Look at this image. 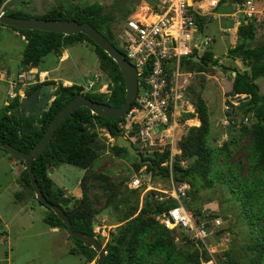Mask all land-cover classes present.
I'll list each match as a JSON object with an SVG mask.
<instances>
[{"label":"rangeland","instance_id":"1","mask_svg":"<svg viewBox=\"0 0 264 264\" xmlns=\"http://www.w3.org/2000/svg\"><path fill=\"white\" fill-rule=\"evenodd\" d=\"M8 1L3 0L1 4L0 11L3 10V13L16 9L15 11L34 17H40L51 10L68 13L74 11L76 7L84 6L87 2L98 3L102 7L103 15L109 20L108 26L111 29L113 42L123 50L127 39L126 21L134 15L137 6L143 0H12L4 9L3 6ZM228 12L229 9H217L213 11V17L205 19L202 32L209 38V44H202L197 50L199 56L205 51H210L213 58L218 59L217 65L211 64L202 71L195 64L182 63L183 72L187 77L185 92L188 103L192 105L195 113L198 100H201L207 109L209 121L207 144L212 149L220 147L223 149L215 162L214 170L219 178L213 186L206 187L196 175H190L185 181L175 175L176 169L189 170L191 167V158L186 157L180 148L189 129L199 125H195L196 121L191 115L190 107L187 115H181V126L177 131L178 140L174 151H171L172 158H167L162 163L166 164L162 167L168 168L171 172L167 177L148 170L146 165L135 171L133 166L135 159L127 151L116 153L113 149V138L99 124L91 127V130L97 134L92 147L98 157L89 169L83 170L70 164L48 168L54 188L61 190L65 197L80 199L82 191L80 196L76 197V195L84 185L95 212L94 237L104 249L116 240L119 229L136 216L146 202L154 204L160 197L167 199L173 182L176 181L183 182L187 186L184 203L194 220L196 214L200 212L201 218L210 224L213 233L222 231L216 237L217 245L213 246L207 239L194 238L192 231L174 229L173 237L177 251L183 254L197 252L201 264H249L252 254L246 246L251 244L254 233H250L249 228H246L247 221L241 210V204L231 192L235 182L228 184L220 179L229 168H233L236 180L248 176L251 161L249 131L255 121L252 113L244 115L247 101L244 95H231L232 70L240 71L241 68L247 67L243 66L239 59L227 56V50L235 47L240 41L237 30L236 38L222 32V29H232L235 26L232 21L221 16ZM10 43L11 53L0 45V57L5 58V54H13L15 57L22 55L25 43L17 42L15 39H11ZM263 43L264 26H256L254 38L247 41L246 46L253 48ZM68 48L71 56L67 61L59 63L55 53H50L38 68L51 70L58 67L52 73L59 78L58 82L70 80L75 85L84 84L95 75H99V81L94 87L85 91L81 86V93L84 96L100 93L103 99H108L111 95L109 90L111 80L99 67L95 47L87 40H82ZM236 60L240 65L242 64L240 67L239 64H235ZM216 66H223L224 69L221 70ZM247 70L249 72L248 68ZM188 73L191 74L190 77ZM255 82L259 85V93L264 96V76H258ZM45 83H49V80L25 85L24 95L22 97L16 95L15 99L20 103V100L28 96L34 87L39 89ZM47 85L50 86L48 95L51 99V93L58 84ZM103 86L105 88L99 92ZM0 89L9 101L8 85L2 84ZM46 106L48 104H43L42 107ZM189 117L193 120L189 119L184 123V119ZM125 124L124 118L120 124L121 134L129 140L133 139L136 151L145 159L158 160L161 152L145 147L141 149L142 144L134 139L133 133L124 129ZM165 152L170 156L169 149L163 151ZM23 169L24 165L18 159L0 148V240H3L0 242V261H2L0 264H80L81 262L83 264L84 257L69 252L74 243L67 230L60 228L61 234L53 233L50 226L43 222L44 215L49 211L38 204L35 193L22 180L20 174ZM136 174L142 175L145 181L140 187L131 188L130 181ZM75 201L71 199L69 205L73 206ZM197 225L199 226L198 223ZM144 238L146 242H152L154 235ZM139 252H141L139 264H164L162 256L157 252H153L150 256L144 250L140 249ZM224 252L228 254L227 257L223 256ZM123 256L125 264L127 263L126 247L123 249ZM173 264L194 263H188L183 256H180L174 258Z\"/></svg>","mask_w":264,"mask_h":264},{"label":"trees","instance_id":"2","mask_svg":"<svg viewBox=\"0 0 264 264\" xmlns=\"http://www.w3.org/2000/svg\"><path fill=\"white\" fill-rule=\"evenodd\" d=\"M2 3L3 0H0V7ZM6 14L16 18H41L47 21L74 20L78 23H88L104 35L125 56L124 51L113 42L111 29L108 26L109 20L103 15L102 7L98 3L87 2L84 6L76 7L74 11L68 13L51 10L40 17L30 16L15 10ZM196 22L198 29L201 30L203 19L198 18ZM12 29L19 32L26 40L21 56L23 68H35L46 55L50 53L59 54L63 48L87 40L95 47L100 69L111 80L109 86L111 95L108 99H103V95L99 93L86 94L85 97L115 107L123 103L125 84L117 64L85 34L64 35L40 30ZM255 29L254 23H241L237 29L239 43L227 50L228 57L239 59L244 66L249 68V73L232 70L235 75L232 78L231 95L248 96L245 102L244 115L252 113L255 119L249 131L251 137L250 171L246 178L236 180L233 168H229L220 179L228 184L235 182V187L231 192L241 204V210L247 221L246 228H249L250 233H254L251 244L246 246V249L252 254L249 264H264V96L259 93L257 83L252 81L253 78L264 76V43L253 48L246 46V42L254 38ZM193 54H197L196 49ZM200 58L204 65L194 63L188 58H184L183 63L195 64L200 70L205 71L207 69L206 64L217 65L218 62V59L213 58L210 51H205ZM35 88L37 87L33 89ZM81 92L82 88L79 85H59L51 93L53 100L50 105L42 107L39 114L24 109L12 111L15 106H19L18 101L14 99L10 105L5 106L0 111V140L19 151L29 152L45 133L59 109ZM196 113L200 125L191 127L180 144V148L186 157L191 158V167L189 170L176 169L175 175L184 181L190 175H196L206 187H211L219 178L214 166L223 149L221 147L212 149L207 144L208 113L201 100H198L196 104ZM123 119L124 117L104 118L92 114L85 107H79L65 118L53 134L47 149L32 162L33 173L42 194L49 202L59 206L66 213L73 229L77 232L95 236L93 230L95 212L88 192L82 185V197L80 199L65 197L61 190L54 188L53 181L48 174V168H56L60 164H70L83 170L89 169L98 157L97 152L92 147L97 134L91 130V127L94 124H99L110 137L114 138L121 134L120 124ZM113 149L118 154L127 151L126 148L116 145H113ZM167 158L168 152H165L159 155L158 160L148 159L152 165L138 164L134 158L133 166L137 171L142 165H146L148 170L167 177L169 176L168 168L160 166ZM18 161L24 165L22 160L18 159ZM20 176L31 187L25 168L21 171ZM115 189L114 187L113 190ZM71 199L76 200L73 206L69 205ZM37 202L49 211L43 217L45 224L67 230L66 225L49 208L42 205L40 201L37 200ZM175 205L174 200L156 201L154 204L146 202L138 214L119 229L116 240L104 249L106 255L103 264H124L123 249L125 247L127 250V263L125 264H139V257L142 252H139L140 249L144 250L148 256L157 252L162 256L164 264H173L174 258L180 256H183L188 263L201 264L197 252L183 254L177 251L173 237L174 229H168L159 222L160 215ZM198 215L201 217L200 212L196 214V217ZM196 223L200 224L199 219H196ZM153 235L152 242L145 241V236L151 237ZM70 238L74 243L73 248L69 250L71 254L83 256V264L96 263L97 253L92 248L85 246L79 239ZM223 256L227 257L228 254L224 252Z\"/></svg>","mask_w":264,"mask_h":264},{"label":"built area","instance_id":"3","mask_svg":"<svg viewBox=\"0 0 264 264\" xmlns=\"http://www.w3.org/2000/svg\"><path fill=\"white\" fill-rule=\"evenodd\" d=\"M217 9H229L221 16L235 26L222 29V32L233 37L241 23L264 26V0H143L134 15L127 19V39L123 51L138 73L139 86L123 116L126 122L124 129L133 133L134 139L142 144L141 149H156L160 154L169 149L168 158H172L181 115L189 106L183 59L194 55L195 49L199 50L196 20L213 17L212 13ZM188 76L191 74L188 73ZM46 78V75L32 70L20 71L8 80L7 95L13 100L18 85L42 83L47 81ZM94 85L95 82H88L83 89L91 90ZM143 181L142 175L136 174L129 186L138 188ZM186 190L185 183L175 181L167 199L158 198V201L169 199L176 202L175 206L160 215L159 222L171 230L192 231L198 240L207 239L203 225L198 226L186 210Z\"/></svg>","mask_w":264,"mask_h":264},{"label":"water","instance_id":"4","mask_svg":"<svg viewBox=\"0 0 264 264\" xmlns=\"http://www.w3.org/2000/svg\"><path fill=\"white\" fill-rule=\"evenodd\" d=\"M0 24L15 29L40 30L46 32L61 33L64 35H76L78 33H83L87 37H89L97 46H99L105 53H107V55L117 64L119 71L123 76L125 84V97L123 103L120 106L115 107L104 103H98L92 101L89 98H86L82 93H80L73 97L61 109H59V111L50 122L45 133L29 152L24 153L22 151H19L0 140L1 149L8 152L16 159H20L23 161L24 168L28 173L30 185L33 192L35 193L36 199L40 201L42 205L49 208L66 225L67 232L70 237L79 239L85 246L92 248L97 253V261L94 264H103L106 251L97 241V239L94 236L75 231L66 213L59 206L49 202L42 194L33 173L32 162L47 149L53 134L65 120V118L79 107H85L89 109L92 114L104 118L114 119L123 117L137 94L139 86L138 73L135 67L127 61L126 57L104 35H102L98 30H96L88 23H78L74 20L47 21L41 18H16L0 11ZM188 60H191L192 62L200 65H204L198 54L188 57ZM206 66L210 67L211 64L208 63L206 64ZM216 67L221 70L224 69V67L222 66ZM232 74L234 76L235 72H233ZM254 80L255 78L252 79V81ZM48 89L49 85L47 84L42 85L39 89H34L28 96L24 97L20 101L19 106L14 107L12 110L17 111L18 109H24L26 111H30L31 113H34L35 111L37 114H39L41 111V106L43 104L50 105L51 103H48L50 99L48 95ZM39 97L42 99L38 100ZM244 98L247 99L248 96L244 95ZM113 141L114 145L126 148L128 154L135 158L138 164L152 165L150 160H143L142 155L136 151V148L134 147L132 141L122 134H118L117 136H115L113 138ZM196 219H199L200 223L203 225L207 233V241L213 246L217 245L216 237L219 233H222V231L213 233L207 221H205L199 215L196 217ZM217 249L220 248L217 247Z\"/></svg>","mask_w":264,"mask_h":264},{"label":"crops","instance_id":"5","mask_svg":"<svg viewBox=\"0 0 264 264\" xmlns=\"http://www.w3.org/2000/svg\"><path fill=\"white\" fill-rule=\"evenodd\" d=\"M12 0H9L8 2H6L5 4H4V6H3V8L4 9H6V6L8 5V4H10V2H11ZM16 10V9H15ZM1 11H3V10H1ZM207 20V19H206ZM205 23V19H203V24ZM203 24H202V26H201V30L200 29H197V31H198V43L200 42V46H199V48H201V45L203 44V45H205V44H209V42H208V40H209V38L208 37H205L204 35H203V32H202V29H203ZM235 38H236V31H235V36H234ZM11 39L13 40V39H15L17 42H19V41H21V42H24L25 43V45H26V40H25V38H24V36H22L19 32H17V31H15L14 29H12V28H10V27H7V26H4V25H1L0 24V45H2V47L4 48V49H6L9 53H11L12 52V44L10 43L11 42ZM7 40V41H6ZM69 46H67V47H65V48H63L62 50H61V52L59 53V54H55L56 55V57L59 59L58 60V62L59 63H62V62H65V61H67L69 58H70V56H71V54H70V49L68 48ZM6 56H5V58H3V57H0V86L2 85V84H5L6 86L8 85V80H10V79H13L15 76H16V74L18 73V72H20V71H28V70H32V71H34V72H37V73H42L43 75H46V79L47 80H49V83L51 84H54L55 85V83L56 84H58V86H59V84H64L63 86H70V85H73V82L72 81H70V80H64L63 81V83H60V82H58L59 81V78H57L55 75H53L52 73L53 72H55L57 69H58V67H55L54 69H43V70H41V69H39L38 67H39V65L37 66V67H35V68H23L22 67V65H21V56H13V54H5ZM47 56V55H46ZM45 56V57H46ZM44 57V58H45ZM15 58H16V60H15ZM216 58V57H215ZM44 60V59H43ZM42 60V61H43ZM232 60V59H231ZM240 61V60H239ZM239 61L238 60H236L235 61V64L237 65V64H239ZM242 63V62H241ZM243 64V63H242ZM241 64V65H242ZM240 64L238 65L239 67L241 66ZM244 66V65H243ZM16 67V68H15ZM223 67V66H222ZM245 67H247V66H245ZM248 68V67H247ZM247 68L245 69V68H241V70L239 71V70H237L238 72H240V73H243V72H247V73H249L248 72V70H247ZM249 69V68H248ZM233 73V72H232ZM101 74V73H100ZM98 77H99V75H95L94 76V78L93 79H89V80H87L84 84H77V85H79V86H86V83H88V82H95V84H96V82H98L99 81V79H98ZM254 82H255V80H254ZM49 83H45V84H49ZM255 83H257V82H255ZM231 84H232V81H231ZM258 85V84H257ZM20 86V87H19ZM18 86V88H17V90H16V95L18 96V97H22L23 95H24V92H25V89H26V87L25 86H21V85H19ZM57 86V87H58ZM56 87V88H57ZM258 87H259V85H258ZM55 88V89H56ZM230 88L232 89V87H231V85H230ZM35 89H37V88H35ZM54 89V90H55ZM34 90V89H33ZM32 90V91H33ZM31 91V92H32ZM2 94V95H1ZM26 97V96H25ZM39 99H42V98H38V100ZM53 98H51V99H49V101L51 102V100H52ZM14 100V99H13ZM13 100H7L6 98H5V93L4 92H2L1 91V89H0V111L5 107V106H8V105H10L12 102H13ZM22 100V99H21ZM20 100V101H21ZM12 101V102H11ZM49 101H48V103H49ZM43 106V105H42ZM41 106V107H42ZM16 107V106H15ZM188 107H190L191 108V115H193L192 117H194V120L196 121V123H195V125H197V124H199L200 125V121H199V119L197 118V114L194 112V110H193V108H192V105L191 104H189V106H187L185 109H184V111H183V113H182V116L183 115H187V111L189 110V108ZM13 111V110H12ZM192 117H189V118H185L184 119V123L185 122H188V120L190 119L191 121L193 120V118ZM198 125V126H199ZM3 150V149H2ZM66 195V194H65ZM81 195V190L79 189L78 190V194L76 195V197H78V196H80ZM0 220H1V218H0ZM49 226V225H48ZM50 228H51V231L53 232V233H58V234H61V231H60V228H57V227H51L50 226ZM0 242H3V240H0ZM76 255V254H75ZM78 256H81V255H78ZM81 257H83V256H81ZM0 262H2V261H0ZM82 263V262H81ZM80 263V264H81Z\"/></svg>","mask_w":264,"mask_h":264},{"label":"bare ground","instance_id":"6","mask_svg":"<svg viewBox=\"0 0 264 264\" xmlns=\"http://www.w3.org/2000/svg\"><path fill=\"white\" fill-rule=\"evenodd\" d=\"M50 87V86H49ZM209 226H210V224H209ZM210 228H211V226H210Z\"/></svg>","mask_w":264,"mask_h":264}]
</instances>
